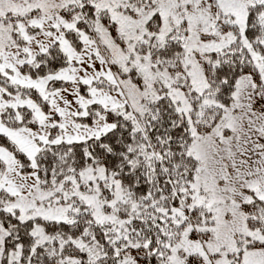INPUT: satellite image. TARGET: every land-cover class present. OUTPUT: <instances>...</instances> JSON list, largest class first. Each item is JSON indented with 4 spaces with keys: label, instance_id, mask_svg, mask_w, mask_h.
<instances>
[{
    "label": "snow or ice",
    "instance_id": "snow-or-ice-1",
    "mask_svg": "<svg viewBox=\"0 0 264 264\" xmlns=\"http://www.w3.org/2000/svg\"><path fill=\"white\" fill-rule=\"evenodd\" d=\"M0 264H264V0H0Z\"/></svg>",
    "mask_w": 264,
    "mask_h": 264
}]
</instances>
